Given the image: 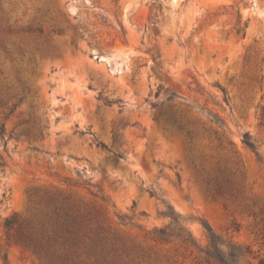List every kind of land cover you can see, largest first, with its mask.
I'll return each mask as SVG.
<instances>
[{"label":"rangeland","instance_id":"rangeland-1","mask_svg":"<svg viewBox=\"0 0 264 264\" xmlns=\"http://www.w3.org/2000/svg\"><path fill=\"white\" fill-rule=\"evenodd\" d=\"M246 131L264 159V0H0V264H207L204 222L260 264ZM158 197L197 245L156 237Z\"/></svg>","mask_w":264,"mask_h":264},{"label":"trees","instance_id":"trees-1","mask_svg":"<svg viewBox=\"0 0 264 264\" xmlns=\"http://www.w3.org/2000/svg\"><path fill=\"white\" fill-rule=\"evenodd\" d=\"M242 30L243 29L240 28L239 32H241ZM221 89L223 92V101L229 104V93L225 88L221 87ZM166 96V101L168 102H174L177 97H180L179 95H177L176 92L172 91L171 89L166 90ZM188 104L198 109L200 112L206 114L211 122L221 127H226L227 124L225 119L218 112L206 106H202L200 103H195L192 105L190 103ZM218 104L221 103H219L218 101ZM33 120L34 118L31 117L25 122L29 123ZM4 130L5 128L2 129V132ZM242 140L246 147L256 153L260 161L264 160L263 155L260 151L259 141L249 131H246L243 134ZM98 144L103 149L109 150L108 146L105 143L99 142ZM118 156L121 157L119 154ZM5 165L6 162L0 154V167H3ZM151 194L156 197L159 196L154 190L151 191ZM158 198L164 202L165 209L162 214L169 219V223L165 227L155 228L154 233L156 237L163 241H170L172 240V238H176L184 243L197 245L192 233L186 226V219L184 218V216L180 212H178L171 203L166 202L160 197ZM4 226L7 229L8 235H10V232L15 227H17L18 231L22 229L23 222L20 221V216L17 213H13L12 215L7 216L5 218ZM204 226L209 235L210 245L207 249L201 250V252H203L204 254L203 261H205L207 264H253L250 258V256L253 254V251L250 249V247L238 244L230 239L224 238L222 235L218 234L213 229V227L207 222H204ZM22 234L24 235H21L19 237L22 241H25L29 244L33 243L31 234ZM4 259L5 261H7V254L4 255ZM260 264H264V259L260 260Z\"/></svg>","mask_w":264,"mask_h":264}]
</instances>
